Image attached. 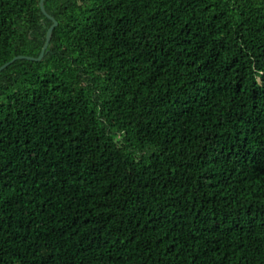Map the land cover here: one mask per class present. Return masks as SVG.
<instances>
[{
  "label": "trees",
  "instance_id": "16d2710c",
  "mask_svg": "<svg viewBox=\"0 0 264 264\" xmlns=\"http://www.w3.org/2000/svg\"><path fill=\"white\" fill-rule=\"evenodd\" d=\"M40 0H0V67ZM0 72V264H264V0H45Z\"/></svg>",
  "mask_w": 264,
  "mask_h": 264
},
{
  "label": "water",
  "instance_id": "95a60500",
  "mask_svg": "<svg viewBox=\"0 0 264 264\" xmlns=\"http://www.w3.org/2000/svg\"><path fill=\"white\" fill-rule=\"evenodd\" d=\"M44 2H45V0H40V3H39L40 9H41L42 13L49 20L52 21V25L48 28V30L46 32L45 43L43 45V48L41 49V52H40L39 56L37 58L29 57V56H17L15 58H13L10 62H7L3 66H1L0 67V72L2 70H4L6 67H8L12 62H14L15 60H18V59L29 60V61H40L43 58V56L45 54V51H46V49L49 46V43H50V40H51V37H52V32H53L54 28L57 27V25H58V22L46 12V10L44 8Z\"/></svg>",
  "mask_w": 264,
  "mask_h": 264
}]
</instances>
